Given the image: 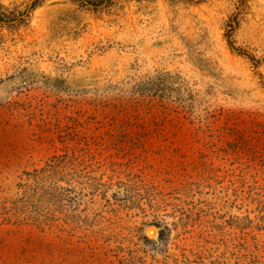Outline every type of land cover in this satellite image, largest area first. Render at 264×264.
Masks as SVG:
<instances>
[{"label": "rangeland", "instance_id": "rangeland-1", "mask_svg": "<svg viewBox=\"0 0 264 264\" xmlns=\"http://www.w3.org/2000/svg\"><path fill=\"white\" fill-rule=\"evenodd\" d=\"M0 264H264V0H0Z\"/></svg>", "mask_w": 264, "mask_h": 264}]
</instances>
